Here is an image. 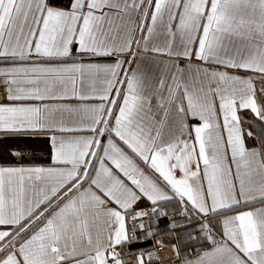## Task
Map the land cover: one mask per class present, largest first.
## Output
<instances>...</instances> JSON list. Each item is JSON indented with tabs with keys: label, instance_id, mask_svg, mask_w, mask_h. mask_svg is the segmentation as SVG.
<instances>
[{
	"label": "snow or ice",
	"instance_id": "obj_1",
	"mask_svg": "<svg viewBox=\"0 0 264 264\" xmlns=\"http://www.w3.org/2000/svg\"><path fill=\"white\" fill-rule=\"evenodd\" d=\"M157 246L264 264V0H0V264Z\"/></svg>",
	"mask_w": 264,
	"mask_h": 264
},
{
	"label": "built area",
	"instance_id": "obj_2",
	"mask_svg": "<svg viewBox=\"0 0 264 264\" xmlns=\"http://www.w3.org/2000/svg\"><path fill=\"white\" fill-rule=\"evenodd\" d=\"M166 249H168V254L166 256L161 255V252ZM156 251L160 253L159 261L162 262V264H171L172 251L170 248H161L157 246Z\"/></svg>",
	"mask_w": 264,
	"mask_h": 264
},
{
	"label": "crops",
	"instance_id": "obj_3",
	"mask_svg": "<svg viewBox=\"0 0 264 264\" xmlns=\"http://www.w3.org/2000/svg\"><path fill=\"white\" fill-rule=\"evenodd\" d=\"M43 142H44L43 140L40 141V143H43ZM37 155L43 156L44 153L42 151H38ZM41 162H43V161H41ZM167 223H168V221L166 219L161 220L160 227L164 228L167 225ZM159 238H160L159 236L156 237V239H159Z\"/></svg>",
	"mask_w": 264,
	"mask_h": 264
},
{
	"label": "bare ground",
	"instance_id": "obj_4",
	"mask_svg": "<svg viewBox=\"0 0 264 264\" xmlns=\"http://www.w3.org/2000/svg\"><path fill=\"white\" fill-rule=\"evenodd\" d=\"M167 254H168V249L163 250V251L161 252V255H163V256H166Z\"/></svg>",
	"mask_w": 264,
	"mask_h": 264
},
{
	"label": "trees",
	"instance_id": "obj_5",
	"mask_svg": "<svg viewBox=\"0 0 264 264\" xmlns=\"http://www.w3.org/2000/svg\"><path fill=\"white\" fill-rule=\"evenodd\" d=\"M151 244V241H148L145 245H143L144 247H148Z\"/></svg>",
	"mask_w": 264,
	"mask_h": 264
}]
</instances>
